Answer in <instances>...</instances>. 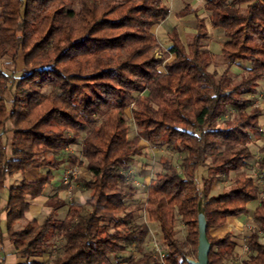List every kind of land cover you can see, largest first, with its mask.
Listing matches in <instances>:
<instances>
[{
  "label": "trees",
  "instance_id": "trees-1",
  "mask_svg": "<svg viewBox=\"0 0 264 264\" xmlns=\"http://www.w3.org/2000/svg\"><path fill=\"white\" fill-rule=\"evenodd\" d=\"M200 8L205 14L194 11L190 40L170 27L169 45L155 58L152 28L168 16L165 0H0V60L15 63L22 55L20 69L0 68V203L7 178L47 168L36 180L9 186L0 209V245L9 241L16 264H112L111 257L116 264H159L144 247L148 221L157 226L163 263L189 264L196 256L198 200L210 242L207 264H226L234 249L229 233L212 237L209 230L245 213L257 198L252 216L264 233V195L251 176L238 173L228 189L211 192L222 176L247 166L260 131L261 111L250 94L264 77V0H203ZM187 11L188 5L177 15ZM210 29L224 37L219 75L209 70L213 53L203 43ZM233 65L244 69L237 83L229 76ZM84 127L82 160L68 155L85 168L79 183L88 195L70 203L63 220L55 218L64 204L57 194L42 220L27 219L28 199L41 195L52 171L63 167L62 153ZM141 141H172L183 156L178 164L159 161L162 169L145 189L147 221L138 222V207L129 203L138 192L130 162ZM258 152L255 171L264 181V145ZM247 245L241 264H264L256 231ZM54 248L55 257L42 259Z\"/></svg>",
  "mask_w": 264,
  "mask_h": 264
},
{
  "label": "rangeland",
  "instance_id": "rangeland-1",
  "mask_svg": "<svg viewBox=\"0 0 264 264\" xmlns=\"http://www.w3.org/2000/svg\"><path fill=\"white\" fill-rule=\"evenodd\" d=\"M166 4L168 5V19L165 20L162 24L155 26L154 32L156 34V37L158 38V41L161 44V47L163 43L165 45L169 44L167 32L170 30V27L172 25H178L180 35L182 37V40L189 41L191 36L193 35V25H194V11L199 15L205 14V10L202 7L203 0H165ZM189 6V11L185 13V15L177 16V13L181 10H184L187 5ZM215 30V31H214ZM210 29V34L207 39L203 41L204 45L213 53V64L209 67L210 71H214L217 75H219L223 69L225 68V60L223 59L221 52H220V44L224 41V37L222 35L221 29ZM185 37V38H184ZM159 47V50L154 52L155 58H160L161 53L165 51V49ZM166 48V47H164ZM22 67V55L20 54L17 61L15 63H12L10 58H3L0 60V68L5 71L6 73H9L11 69H20ZM244 69L241 65L238 66H232V68L229 70V76L231 77V81L233 83H237L239 81L240 75L243 73ZM50 87H47L45 91H49ZM250 96L254 98L252 106H256L261 110V116L259 117V124L261 126V133L262 136L255 142V140L250 144V149L252 150L254 156L257 155V147L258 144L261 142H264V77H262L254 86L253 91L251 92ZM87 127H84L81 131L80 137L77 138L75 143L70 145L68 148H66L65 152L62 153V156L64 158V171L63 175L66 171V169H72L77 172L79 175V178L77 180H73V182H69L67 184L68 188L63 192H61V195H63L64 199L67 201V203H72L73 201L78 200L80 197L83 199L88 195V190L84 188L79 181L83 178L87 177V172L85 171V168L83 165L79 164L78 162H72L69 160V153L77 156L78 160L81 161V156L79 155L81 144H82V137L84 135L85 130ZM135 135V125L130 122L129 124V133L128 137L131 138ZM144 143V142H143ZM147 143V144H146ZM144 148L142 149L140 155L134 156L133 160L130 162V174L132 175L133 181L138 186L139 192L141 196L134 197L129 200V203L132 205V208H137L135 212V220L138 222L147 221L146 214L143 210L144 206V199L143 194L145 193V183L149 177H153L155 172L160 171L162 169L160 160L163 159H170L172 163L178 164L183 156L181 151H178V148L176 149L175 144L172 141L164 142V141H157L148 143L146 142ZM47 168H41L39 172L44 173L46 172ZM247 173L255 175V158L248 159V167L245 170ZM55 172V171H54ZM204 173V172H203ZM236 173L231 172L228 173L225 176H222V178L214 183L213 187V193H217L221 190H226L231 186V178ZM15 176V175H14ZM14 176L11 179H14ZM63 181V180H62ZM260 188L262 189L261 194H264V182L260 181L259 179L256 180ZM9 184L13 185V180H9ZM47 189V188H46ZM260 194V195H261ZM78 195V197H76ZM80 196V197H79ZM76 197V198H75ZM254 202H251L248 204L249 209H253ZM45 206L37 205L32 208L31 213L35 214V217L41 218L45 214ZM156 226V225H155ZM157 227V226H156ZM177 234H183L184 228L182 225H176ZM251 231L258 232L257 228H250ZM261 235V234H260ZM156 238V239H155ZM160 248L161 243L158 241V238L154 236L152 240V236L149 235L147 237V240L144 243L145 249L148 251H152L155 254V251ZM162 248V247H161ZM249 250V249H248ZM132 252H134V249H132ZM248 251L243 249L239 253V257L235 258V261L233 264H238L242 259H240V256L243 255L246 256V253ZM58 254V251L56 248L51 249L49 253H47L44 258L47 259L49 257H55ZM127 255V254H126ZM156 256V255H155ZM125 254L120 255V260L125 259ZM157 258V256H156ZM112 264L117 263V259L111 257ZM158 259V258H157Z\"/></svg>",
  "mask_w": 264,
  "mask_h": 264
},
{
  "label": "crops",
  "instance_id": "crops-1",
  "mask_svg": "<svg viewBox=\"0 0 264 264\" xmlns=\"http://www.w3.org/2000/svg\"><path fill=\"white\" fill-rule=\"evenodd\" d=\"M187 5V4H186ZM203 5V4H202ZM182 11V10H181ZM179 13V12H178ZM178 16V15H177ZM169 15L167 16L166 19H168ZM179 17V16H178ZM165 19V20H166ZM165 20L163 22H165ZM162 22V23H163ZM160 23V24H162ZM158 24V25H160ZM156 25V27L158 26ZM195 25H196V21L194 20V25H193V33L195 32ZM172 26H175L178 30V33H179V36L180 38L182 39L181 37V33L179 31V28H178V25H172ZM171 26V27H172ZM154 28V27H153ZM152 28V30L154 31V29ZM214 30V29H213ZM215 31V30H214ZM155 33V32H154ZM210 34V33H209ZM209 36V35H208ZM167 37H168V32H167ZM157 38V37H156ZM185 38V37H184ZM158 40V38H157ZM169 41V40H168ZM184 42V40H182ZM187 42V41H185ZM223 42H221L220 44V47L222 45ZM164 47H167L168 45H165L163 43ZM158 47H161V44L160 42L158 41ZM163 46L161 48L163 49H166L164 48ZM220 49V48H219ZM233 66H238V65H233ZM246 67H247V64H246ZM232 68V66H231ZM230 68V69H231ZM224 70V69H223ZM261 111V110H260ZM262 113V112H261ZM261 116V114H260ZM259 116V117H260ZM260 136H262V133H261V126H260V131L255 133L252 137V142L255 140V142L258 143V139L260 138ZM146 143V141H141L140 142V146L142 147V149L144 148V146L147 144H144ZM251 142V143H252ZM261 145H264V142H261L260 144H258V147L261 146ZM250 147V146H249ZM258 147H257V155L254 156L252 150V156L248 159H252V158H255V165H256V162H257V159L259 157V152H258ZM142 151V150H141ZM248 159H247V166L242 168L240 171H236L234 173L238 174V173H241V172H245L247 175L251 176L254 180V182L256 184L257 183V175H256V172H255V175H252V174H249L247 173L245 170L247 169L248 167ZM64 169V164H63V167L62 168H59L58 170H53L52 171V179L50 180V182H48L43 191H42V194L37 196V197H34V198H29L28 199V202H29V209L28 211L26 212V218L27 219H33L35 218L36 220L40 221L43 219V217L48 213V208L46 206V203L48 201V198L53 196L54 194H57L58 197L64 201V204L63 206H61L57 212H56V215H55V218L58 219V220H63L65 218V215L67 213V210H68V207L70 205V203H67V201L64 199L63 195H61V192L65 191L66 188H68L67 185H65L63 183V170ZM40 169H31V170H28L24 173H15L13 174L11 177L7 178L4 182V189L1 191V196H2V199H1V203H0V209H2L4 207V204H5V200H6V196H7V189L9 186H12L9 184V180H13V185H16L18 184L22 178H25V179H28V180H36L38 178H40L41 176H43L45 174L44 173H41L39 172ZM55 171V172H54ZM231 173V172H229ZM235 174V175H236ZM15 175V176H14ZM14 176V179H11L12 177ZM77 178H79V175H77L76 178L72 179V182L73 180H77ZM152 177H149L145 183V186L149 183V180L151 179ZM262 181V180H260ZM264 182V181H262ZM135 184V182H134ZM135 186L137 187V194L134 196V197H139L141 196L140 192H139V189H138V186L135 184ZM213 187L214 185L212 186V190L211 192L213 191ZM47 188V189H46ZM220 192V191H219ZM213 193V192H212ZM213 194H216V193H213ZM76 197H78V195H76ZM75 197V198H76ZM80 197V196H79ZM133 197V198H134ZM260 197V196H258ZM85 198V197H84ZM84 198L82 199L81 197L78 199V201L80 202H83L84 201ZM143 199H145V193L143 194ZM76 200V199H75ZM251 202H254V206H253V209H249L248 208V204L251 203ZM259 204V199L257 198L256 200H252V201H249L247 203V210L245 213H242V214H239V215H232V216H228L225 220V223L224 225H222L221 227H215V228H211L209 230V234L212 236V237H222L224 236L225 234L229 233L231 235V238L230 240L232 241V243L234 244V249H233V257L232 259L230 260H227L226 261V264H233L234 261H235V258L239 257V253L240 251L243 249V247L247 246V241L250 239V235L252 233V231L250 230V228H257L255 223H254V220H253V216H252V212L256 209V207L258 206ZM37 205H41V206H45V214L41 217V218H37L35 217V214H32L31 211H32V208H34V206H37ZM4 220H5V211L2 210L0 212V227L4 230ZM148 225L150 227V234L152 236V240L154 238V236L157 237V227L155 226V224L153 222H149L148 221ZM258 230V229H257ZM259 234V240L260 242L264 243V233H262L260 230H258L257 232ZM261 234V235H260ZM2 236H5V232L2 233ZM156 239V238H155ZM148 250V249H147ZM249 253V250L248 252L246 253V256L247 254ZM126 255V254H125ZM245 255H243L242 257L240 256V259H244L246 257ZM19 261L18 259H16V256L14 255L13 253V249H12V246L11 244L9 243V241L4 237L3 238V241L0 245V264H16V262ZM239 264V263H238Z\"/></svg>",
  "mask_w": 264,
  "mask_h": 264
},
{
  "label": "water",
  "instance_id": "water-1",
  "mask_svg": "<svg viewBox=\"0 0 264 264\" xmlns=\"http://www.w3.org/2000/svg\"><path fill=\"white\" fill-rule=\"evenodd\" d=\"M196 219H197V246L195 258H187L189 264H207L208 252L210 249V242L206 236V219L204 215V208L201 201L198 200L196 206Z\"/></svg>",
  "mask_w": 264,
  "mask_h": 264
},
{
  "label": "built area",
  "instance_id": "built-area-1",
  "mask_svg": "<svg viewBox=\"0 0 264 264\" xmlns=\"http://www.w3.org/2000/svg\"><path fill=\"white\" fill-rule=\"evenodd\" d=\"M77 172L75 170H72V169H66L64 175H63V183L65 185H67L69 182L72 181V179L76 178L77 177ZM261 195H264V194H261ZM156 246V249H157V245ZM160 248L157 249V251H155V255L157 256L158 258V262L159 264H164L163 261H162V257H163V253H162V246H159ZM245 250L248 251V247L245 246L244 247ZM239 264H241V261L239 262Z\"/></svg>",
  "mask_w": 264,
  "mask_h": 264
}]
</instances>
